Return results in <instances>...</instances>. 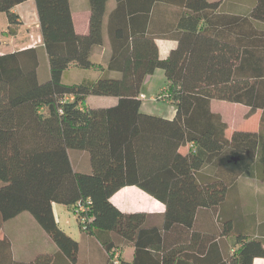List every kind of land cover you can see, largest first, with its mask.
<instances>
[{"label":"trees","instance_id":"16d2710c","mask_svg":"<svg viewBox=\"0 0 264 264\" xmlns=\"http://www.w3.org/2000/svg\"><path fill=\"white\" fill-rule=\"evenodd\" d=\"M24 1L0 0L11 35L20 24L13 8ZM112 1L107 12L108 0H87L89 30L78 34L70 0H34L41 44L0 54V227L28 212L75 264L78 242L58 226L57 202L74 212L106 264L115 254L118 264H253L264 257V238L234 230L221 206L243 175L264 181V130L227 136L210 104L244 105L264 125V27L256 23L264 24V0H246V13L225 11L216 0ZM104 28L108 59L94 62ZM158 39L177 44L160 57ZM71 67L98 74L64 81ZM157 69L165 83L156 99L174 106L170 119L140 110L144 78ZM90 95L117 101L93 107ZM127 185L164 204L161 225L112 204ZM121 229L134 230L132 240L115 234ZM126 247L130 261L121 257ZM53 259L39 253L15 261L10 240L0 236V264Z\"/></svg>","mask_w":264,"mask_h":264},{"label":"crops","instance_id":"0c3cea01","mask_svg":"<svg viewBox=\"0 0 264 264\" xmlns=\"http://www.w3.org/2000/svg\"><path fill=\"white\" fill-rule=\"evenodd\" d=\"M74 5V10L71 13L72 19L74 23L75 32L78 34H87L89 30V17L90 11L88 8V4L85 0H71ZM74 1V2H73ZM112 1V0H111ZM219 1L220 8L224 9L225 11L232 12V13H246L248 11V3L246 0H216ZM107 7V12L110 11L113 7ZM71 7V2H70ZM13 11L18 15L20 24L17 27V31L15 34L11 35L7 32V19L3 12H0V54L13 52L18 49H23L30 46L40 45L41 44V36L39 31L38 25V18L36 15L35 10V2L34 0H26L22 3L17 4ZM104 22H106V18L104 17ZM258 26L264 27V24L256 22ZM38 28V44H30L31 39L28 35L31 34L33 30L31 26ZM104 44L94 46L92 49L91 59L94 62L106 63L109 55V44L104 28ZM162 41L163 43H159ZM23 44L27 46H22ZM175 40L170 39H158L157 46H158V54L160 57H165L169 50L176 46ZM162 45V46H161ZM96 54V55H95ZM96 56V57H95ZM92 72L89 74L85 73L82 75L81 72ZM73 75H72V74ZM98 72L95 69H77L71 67L67 70L68 81H77L78 79L82 78H93L97 76ZM161 81L163 79L162 86L160 85L158 89L160 90L164 83L165 78L163 72L160 69L155 70L152 74L147 75L144 78L142 86L147 84L150 88V84L152 78H156ZM141 86V94L142 92ZM153 86V85H152ZM151 86V88H153ZM154 89V88H153ZM145 96V95H144ZM146 97V96H145ZM87 97V103H88ZM113 98V96H110ZM117 101V98L114 97ZM143 100V99H141ZM115 101V103H116ZM162 101L170 104L169 101L162 99ZM113 103V104H115ZM110 104V105H113ZM106 105V106H110ZM170 107L167 108L165 113H150L146 110L142 109V103L140 110L143 113L161 116L163 118L170 119L174 116L175 109L172 104L169 105ZM244 106V105H243ZM99 107V106H95ZM246 107V106H245ZM247 108V107H246ZM248 110V108H247ZM259 112V111H256ZM255 112V113H256ZM227 134V133H226ZM230 134V133H229ZM227 134V136L229 135ZM187 146H183L180 148L181 152H186ZM210 167L203 166L201 171L206 174H210ZM250 177V176H248ZM241 178V177H240ZM238 178L235 183L239 182ZM243 178V176H242ZM255 179L259 182L257 178L250 177ZM264 181L261 182L263 184ZM110 201L113 205H115L123 214L130 215V214H143L144 218L142 220L143 224L147 225H161L162 223V215L164 212V204L151 196L150 194L146 193L142 189L138 188L134 185H127L123 186L118 189L113 195L110 197ZM222 213L223 207L221 206ZM52 211L54 214V218L60 227L62 219L66 218L69 222L71 216L68 215L69 210L61 203L53 202L52 203ZM256 212V209H254ZM251 222L246 227V216L243 217L242 223H239L241 226H238L236 229L237 232H241L248 235H253L256 237L264 238V215L259 216L260 218H256V214L253 212H249ZM259 215V214H258ZM228 216V215H224ZM61 228V227H60ZM122 230V229H121ZM115 231V234L123 236L129 240H132L134 235V230H127L124 232L122 231ZM70 235V234H69ZM0 236H6L11 243V251L12 257L15 261L19 262H28L31 261L37 254L39 253H51L56 256V264H69L68 258L59 254V248L51 239V237L45 232V230L38 224V222L34 219V217L29 214L28 212H21L17 214L15 217L4 221L0 227ZM71 237V236H70ZM74 240L78 242V251H77V259L75 264H106V260H104L102 250L92 238L89 236L82 235L79 227H78V235H74L72 237ZM227 248L226 245L223 246L221 249L224 251ZM133 256V248L126 247L121 252V257L123 259L130 261ZM253 264H264V257H255L253 260Z\"/></svg>","mask_w":264,"mask_h":264},{"label":"rangeland","instance_id":"374dc122","mask_svg":"<svg viewBox=\"0 0 264 264\" xmlns=\"http://www.w3.org/2000/svg\"><path fill=\"white\" fill-rule=\"evenodd\" d=\"M84 1V0H83ZM87 0H85L86 2ZM71 2V9L74 10V5ZM74 2V1H73ZM87 3V2H86ZM111 3L113 1L108 0L107 7L112 6ZM73 14V13H72ZM33 29L31 34L28 37L34 42L30 44H38V28L31 26ZM103 34V38H104ZM105 40V39H104ZM160 44L163 43L162 41L159 42ZM104 44V42H103ZM22 46H27L23 44ZM162 46V45H161ZM96 55V54H95ZM96 57V56H95ZM46 64V62H45ZM45 65L42 62L39 67V73L43 74L45 71ZM78 69V68H77ZM85 73L89 74L92 72H81L83 75ZM72 74V73H71ZM73 75V74H72ZM63 80H68L67 73L64 74ZM79 80V79H78ZM163 84V79L159 81L156 78H152L150 88L147 84L142 86V92L146 96L142 100V109L152 113H165L167 108H169L170 104L162 101L161 99H156L158 92L160 90L158 87ZM153 85V86H152ZM151 86L154 88H151ZM115 98H110V96L104 95H90L88 98V104L90 106H106L115 103ZM211 109L215 112H219L222 116V119L227 124L226 133L229 134L232 130L240 129V130H264V125H260L259 122V112H256L252 115H248L247 108L241 104L231 103L224 100H216L212 99L211 101ZM247 176L243 175L239 179V182L234 183L232 188L229 190L224 202L222 203L223 212L222 215H228L232 220L233 228H237L241 226L239 223H242L243 217L246 216V227L250 224L251 219L249 212H253L256 214V218H260L259 216L264 215V183L252 179ZM256 209V212L254 211ZM222 212V209H221ZM259 214V215H258ZM68 215L71 216L70 222L64 218L60 224V227L67 233L69 236L73 237L74 235H78V223L76 216L72 210H69ZM227 216V217H228ZM117 258V254H115ZM113 263V262H112Z\"/></svg>","mask_w":264,"mask_h":264},{"label":"built area","instance_id":"2783aa9c","mask_svg":"<svg viewBox=\"0 0 264 264\" xmlns=\"http://www.w3.org/2000/svg\"><path fill=\"white\" fill-rule=\"evenodd\" d=\"M139 97H140L141 99L145 98L144 94H141V93H140ZM79 207H80V206H79ZM112 262H113V264H118V260H117L116 256L113 257Z\"/></svg>","mask_w":264,"mask_h":264}]
</instances>
